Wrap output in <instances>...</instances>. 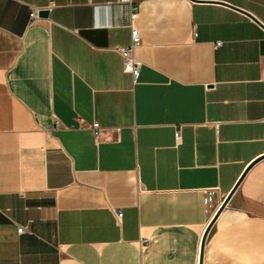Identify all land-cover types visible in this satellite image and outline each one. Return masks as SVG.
<instances>
[{
    "label": "crops",
    "instance_id": "obj_1",
    "mask_svg": "<svg viewBox=\"0 0 264 264\" xmlns=\"http://www.w3.org/2000/svg\"><path fill=\"white\" fill-rule=\"evenodd\" d=\"M0 264H264V0H0Z\"/></svg>",
    "mask_w": 264,
    "mask_h": 264
},
{
    "label": "built area",
    "instance_id": "obj_2",
    "mask_svg": "<svg viewBox=\"0 0 264 264\" xmlns=\"http://www.w3.org/2000/svg\"><path fill=\"white\" fill-rule=\"evenodd\" d=\"M37 14H38V12L34 10L30 14V16L32 19H34L37 17ZM138 36H139L138 32L135 29H133L132 30V37H131L132 38V47H136L137 45L140 44V38ZM131 50H132V48H128V49L123 48V49H120L119 51H121V53H122V56L124 59L123 64H124L125 68L128 71L132 72V74L134 76H137L138 72H139V65L136 64V61L132 58ZM92 130H94V135H95L96 141L99 142L105 134L104 128H102L98 123H94ZM177 136L179 137V133L177 134ZM117 218H118L117 220L121 219L122 213H118ZM23 231H24L23 227L18 228L19 234L23 233Z\"/></svg>",
    "mask_w": 264,
    "mask_h": 264
},
{
    "label": "water",
    "instance_id": "obj_3",
    "mask_svg": "<svg viewBox=\"0 0 264 264\" xmlns=\"http://www.w3.org/2000/svg\"><path fill=\"white\" fill-rule=\"evenodd\" d=\"M238 10H241V9H238ZM241 11L244 12V13H246L248 16H250L251 19H254V18H255V17L251 16L249 13H247V12H245V11H243V10H241ZM47 14H49L47 10H42V11H40V14H39V15L42 16V17H43V16H44V17H47V16H48ZM254 20H256V19H254ZM238 184H239V182H238L237 185L233 188V190L231 191V193L226 197V199L222 202V205L220 206V208H219V210L217 211L216 215L213 216L214 218L212 219L210 225L208 226V228H207L206 231H205V234H204V237H203V242H205V239H206V236H207V233H208V229L212 226V224H213V223L215 222V220L218 218L217 216H219V215L221 214L222 210L224 209V207L226 206L227 202H228L229 199L231 198V196H232V194L234 193L235 188H237ZM203 242H202L201 255H203V248H204V243H203ZM201 255H200V256H201ZM201 259H202V256H201Z\"/></svg>",
    "mask_w": 264,
    "mask_h": 264
}]
</instances>
